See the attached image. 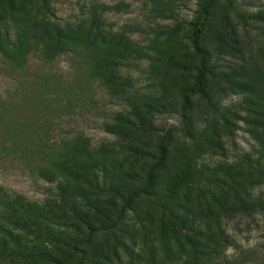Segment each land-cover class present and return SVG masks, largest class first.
Listing matches in <instances>:
<instances>
[{
	"label": "trees",
	"instance_id": "trees-1",
	"mask_svg": "<svg viewBox=\"0 0 264 264\" xmlns=\"http://www.w3.org/2000/svg\"><path fill=\"white\" fill-rule=\"evenodd\" d=\"M200 1L186 47L175 37L178 22L162 39L135 42L125 26L108 24V6L96 0L81 17L65 21L56 16L55 0H0V63L17 75L15 86L0 94V161L53 186L35 201L0 185V264H107L115 252L109 239L122 244L121 235L134 239L166 221L173 228L188 224L190 264H239L236 255H225L236 235L224 222L264 214V61L255 66L251 59L243 84L256 98L243 101L253 105L254 115L244 121L257 143L254 152L205 168L222 176L206 175L208 185L195 186L204 171L196 169L192 151L211 152L224 143L214 142L213 123L203 128L193 118V98L218 112L217 83L229 78L214 70L217 48L201 43L216 0ZM212 35L223 47L237 46L229 43L231 32L222 42L219 31ZM31 55L44 64L66 56L70 68L60 74L31 69ZM143 59L161 63L162 75L152 76L156 90H139L124 73ZM94 86L121 105L101 122L114 140L95 145L66 118L72 102L84 105ZM52 104L57 115L40 119ZM166 112L177 115L178 126L157 123ZM255 255L239 259L253 262Z\"/></svg>",
	"mask_w": 264,
	"mask_h": 264
},
{
	"label": "rangeland",
	"instance_id": "rangeland-1",
	"mask_svg": "<svg viewBox=\"0 0 264 264\" xmlns=\"http://www.w3.org/2000/svg\"><path fill=\"white\" fill-rule=\"evenodd\" d=\"M95 0H55L54 7L56 16L59 20H76L81 17L86 9ZM105 3L108 9L105 14L106 21L116 30L126 27L127 35L142 45L147 43L153 36L158 35L161 39L166 35V30L176 27L175 23L180 24V30L175 36L180 38L186 47L188 40L186 33L189 30L188 22L191 21L199 9L200 0H96ZM214 16L210 19L206 32L203 34L202 45L210 48H217L216 61L213 65L217 74L228 75V81L217 83V87L222 90L216 92L218 112L209 110L202 99L193 98V118L197 120L201 127L215 125L217 136L215 140H221L224 148H213L211 152L195 153L192 151L196 169L204 171L203 178L194 177L195 186L208 185L205 177L210 175L216 177L218 172L210 168L218 163L232 162L238 153L254 152L257 146L256 141L248 132L250 124L244 121L245 117L254 115L250 110L253 105L244 99L251 100L244 90L248 80L245 75L246 65L249 66L251 59L254 65L264 61V0H216ZM255 15V16H254ZM261 17V18H260ZM219 31L221 42L224 34L229 36V43L236 44V47H223L216 35ZM230 47V46H229ZM260 57V58H259ZM261 59V60H260ZM31 69L44 67L51 73L60 74L69 70L70 63L66 56H60L44 64L35 56L29 57ZM160 62L155 59H143L138 65H133L124 69L128 71L134 79L136 87L141 91L156 90L154 87L155 79L152 77L156 73L162 75ZM243 66V68H241ZM154 68V69H153ZM157 69H160L157 71ZM173 73V71H172ZM16 74L5 70L0 63V94L16 84ZM158 77V76H157ZM261 88H263L261 86ZM217 88H215L216 90ZM215 92V91H214ZM213 92V93H214ZM168 95L171 92L168 90ZM256 102V98H254ZM258 102V101H257ZM83 102L71 104V110L67 113L71 128L82 131L91 138L92 143L98 144L103 140H114V137L105 132L101 127L104 115L119 109V100H114L101 93L100 89L93 87L84 105ZM264 104V102H263ZM81 105V106H80ZM56 104L50 108H44L38 116L44 119L55 112ZM208 109H207V108ZM264 109V106L261 108ZM70 114V115H69ZM69 115V116H68ZM14 116V114H12ZM11 116V117H12ZM157 123L167 126H178V117L175 113L166 112L158 114ZM226 118L224 124L222 119ZM68 121V119H67ZM223 124V125H222ZM220 137V138H219ZM201 177V176H200ZM0 185L13 191H17L35 201H41L51 193L49 190L52 184L35 177L27 176L16 169L7 160L0 161ZM155 219L158 218L157 209H151ZM193 219L192 216L186 217ZM225 225L228 230L235 233L234 247H228L225 255H236L239 264H264V237L262 226L264 224V214H257L253 217H236L226 220ZM189 226H196L192 222ZM188 224L184 227L176 226L173 228L169 222H165V227L160 225L150 226L146 231H138L134 239L124 234L120 239L125 243L118 242L117 239H109L108 247H115V254L109 256L107 264H190L189 250L190 245L186 240V235H191ZM163 237L164 243H160ZM99 239V237H97ZM247 252H256L253 262H241L239 258L244 257ZM60 257V256H59ZM76 257V256H75ZM73 258L69 257L68 261ZM202 258L197 262L201 263Z\"/></svg>",
	"mask_w": 264,
	"mask_h": 264
}]
</instances>
